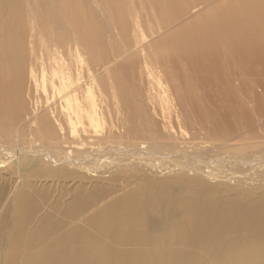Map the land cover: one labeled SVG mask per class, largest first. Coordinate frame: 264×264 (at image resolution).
Returning <instances> with one entry per match:
<instances>
[{"label":"bare ground","instance_id":"1","mask_svg":"<svg viewBox=\"0 0 264 264\" xmlns=\"http://www.w3.org/2000/svg\"><path fill=\"white\" fill-rule=\"evenodd\" d=\"M207 22L221 34L204 35ZM31 86L49 100L44 108L28 105ZM112 105L121 131L87 128ZM152 115L179 118L180 127L207 121L236 147L264 141L238 139L264 134V0H0V140L20 133L22 141L29 125L78 152L0 144L17 161L7 173L23 172L8 202L0 184V264H264V150L190 151ZM153 124L156 132L140 130ZM128 159L217 171L223 178L209 177L247 189L172 176L116 194V179L86 178ZM41 176L78 183L62 198L36 186Z\"/></svg>","mask_w":264,"mask_h":264},{"label":"rangeland","instance_id":"2","mask_svg":"<svg viewBox=\"0 0 264 264\" xmlns=\"http://www.w3.org/2000/svg\"><path fill=\"white\" fill-rule=\"evenodd\" d=\"M82 18H83V22H88L90 24V27L94 30L95 33L96 32L102 33V32H99L98 29L95 26L96 25L95 22H98L97 20H95L94 18H89V16L86 13H83ZM207 23L208 24H206L205 27H204V31L206 32V33H204V35H206V36L210 35L211 32H213L214 27H216L217 30L219 31V27H218V24L216 22H207ZM146 24H147V22L144 23L143 30H144L145 35L148 36L149 32H148V30H146L147 29ZM111 27H112L111 33L114 35V31H116V29H114L113 26H111ZM219 34H221L220 31H219ZM175 37H178V36L175 35ZM217 37L218 36H216V38ZM39 90H40L39 87H38V90H35L31 86L29 92H30V95H31V93H32V96L34 95L33 96L34 99L30 96V97H28L29 101L27 100V102H28L29 106H32V102L31 101L37 99L38 100V106H39L38 109H41V108H44L46 103L49 104L50 102H49V100L47 102H45V98L43 96V93L41 92V90L40 91ZM24 94L26 96V91L24 92ZM41 101L43 103H41ZM195 115H196V113H193L191 116L194 117ZM152 116L157 121L156 123L160 126L158 128L159 132L164 133V132L168 131V132L173 133L175 135V137L177 138V140H175V144L177 146H183L184 148L185 147L186 148L189 147L188 149L190 151H193V150H195V152L199 151V152H201L202 154H205V155L206 154H212V153H220V152L222 154L226 153V155H228V154L230 155V154H234L236 151H237L236 153L238 154V153H242V152H244V153H247V152L253 153V152H258L259 150H264V141H262L261 143H258L256 147H251L249 145L248 146L247 145H244V146L240 145V147H236L233 144V142L231 140H229V139H219V137H216L213 134L214 128H212V124L207 122V121L201 120L199 118L196 119V121L194 119L191 124H185L184 126L180 127V126L177 125V121L179 120V118L175 119V117L170 116V118L168 119V118L159 117V115H156V116L152 115ZM107 118H108V120H107ZM102 119H103V120H101L102 122L98 126L99 128L98 127H94V126H87V128H89V129L91 128L92 130L93 129H95V130L103 129L104 131L105 130L107 131V129L116 128V130H118V132L122 130L121 129V127H122L121 121H120V119H118L117 115L113 111V105L109 107V110L107 112H105V114L103 115ZM108 121L110 122V124L108 123ZM62 124L64 125L63 122H62ZM104 125H107V126L105 127ZM110 125H111V127H110ZM154 125L155 124L149 125V126H145L144 125L143 128L140 127V130H142L144 133H148L149 128H153L155 130V132H156L157 129L154 128ZM31 128H33V127H29V125L26 127V132L27 133L24 134L25 137L21 138L22 141L20 140V137H21L20 133L19 134L18 133H12V135H10V137L8 138L7 141H3V140L1 141L0 140V144L6 143V144L14 145V143H15V144H17L19 146H26L27 148H31L32 145L33 146L34 145L38 146V144H40L41 146H44V148H47L49 150H53L52 153H55L56 155H58L60 157L64 156L67 152H69V153L71 152V154H73V155L76 154L77 155L78 152H74V151H72L73 150L72 148H68V146H70L69 143H65V142H63V140L60 139L59 142H54L53 146H52V144L47 142L48 140L45 141V139L42 136L37 137L38 136L37 134L32 133L30 131ZM112 130H114V129H112ZM30 132L33 135L35 134L36 136L35 135L33 136ZM255 132L258 133V132H261V131L259 129H256ZM28 134H29V136H28ZM115 139L116 138L112 139L114 141L111 140L112 144L114 142H116V143H114V145L125 146L126 143L125 144L122 143V141H124L125 139H120V138H117V140H115ZM238 139H239V143H241L242 141L243 142H252V141H255V140H264V134L262 136L254 138L251 133L250 134L243 133L241 136L238 137ZM222 140H224V141H222ZM60 141H62V142L60 143ZM142 142H145V141H143V140L138 141V144L142 143ZM54 144H56V145H54ZM46 146H48V147H46ZM41 148H43V147H41ZM62 149H64V150H62ZM164 150H166V147H165ZM0 160L4 161L6 163L5 166L0 168V172H2V173H0V174H2V177H0L1 178L0 182H2V180H3L7 184H4V182H2L0 184H4L5 187L7 188V191L5 193V201L8 202L11 199V196H12L9 193V190H11L10 189L11 187L13 189H16L17 187L21 186L22 181H23V174H22L23 172H22V170H19V172H18L19 178H18V176L17 177L14 176V178H13L12 175H9V173H7V172H9V169L15 168L14 166L16 165L17 161L8 162L7 156H6V154L3 151H0ZM39 161L42 164H44V165L46 164V166L49 167L52 170H54L56 167L59 168V166H60V165H53L50 162L48 163V161L44 160V159L42 161V158ZM128 161L130 163L129 162H124L123 164L124 165H128V166L131 167L132 170H130L129 172H123L122 170H120L124 166V165H121L122 167H120V168L119 167H113L111 169L109 168L110 170L109 169L106 170V171L102 170L103 172H96L94 174H92V173L87 174L86 173V178L89 177V180H91V184H93V183L96 184L97 183L96 181H93L96 178H97V180L98 179L105 180V179H108V178L116 179L121 184L118 187V191L116 192V194L120 193V192H123L124 190L132 189V188H135V187L139 186L141 184V182H142V179L163 181V180H165V179H167L169 177H172V176H182V177L187 178L189 180L200 179V180L209 182V183L213 184L214 187H216L218 189H222V190L224 188H226L228 190L231 189V188H234V189H243V188L247 189L246 186H245L246 184L234 185V183H233L234 180L233 179H231V180H233V182L230 180L229 183H224V181H225L224 179H223L224 181L212 179V178H223L220 175V173H218L217 171L210 172V171H204V170H200V169L199 170L192 169L194 171L187 170V169H178V168L175 169V168L169 167L166 164L162 165V166H157L158 168H154L152 166H149V164L143 165V163H141V161H139V160L128 159ZM131 162H133V163H131ZM208 165H211V164H208ZM166 166H168V167H166ZM61 167H65L68 170H77V171H79L77 168H72V166H69L67 164L62 165ZM215 174H219V175H215ZM209 176L212 177V178H210ZM59 177L62 178L63 180L59 179ZM17 179H20V180L17 181ZM66 179H69V180L67 181ZM10 182H11V184H9ZM40 183H41V185H40ZM77 183L78 182H77V180L75 178H68V177H64V176H58V178L57 177L53 178V177H48V176H41L40 178H38L35 181L36 186L39 187V185H40L39 188H42L44 186L45 187H47V186L52 187L55 190V191L54 190L52 191L54 193V195L58 196L59 193H60L62 198H66L67 196H69V194L71 192V188L74 187L75 185H77ZM262 185L263 186H261L262 187L261 190L264 191V184H262ZM0 187H1V185H0ZM7 199H8V201H7ZM55 199H56V197H55Z\"/></svg>","mask_w":264,"mask_h":264}]
</instances>
